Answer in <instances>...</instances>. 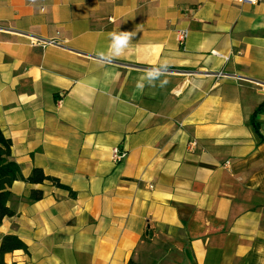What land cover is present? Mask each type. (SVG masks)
<instances>
[{
    "label": "crops",
    "instance_id": "0c3cea01",
    "mask_svg": "<svg viewBox=\"0 0 264 264\" xmlns=\"http://www.w3.org/2000/svg\"><path fill=\"white\" fill-rule=\"evenodd\" d=\"M262 101L264 0H0V130L68 187L12 183L3 264H264Z\"/></svg>",
    "mask_w": 264,
    "mask_h": 264
},
{
    "label": "trees",
    "instance_id": "16d2710c",
    "mask_svg": "<svg viewBox=\"0 0 264 264\" xmlns=\"http://www.w3.org/2000/svg\"><path fill=\"white\" fill-rule=\"evenodd\" d=\"M264 110V101L256 107L250 117V124L253 127L258 139L264 142V134L260 132L257 115ZM16 180H24L30 183H42L49 180L55 185L63 188L67 186L60 184L59 181L51 176L45 175L40 169L34 168L31 174L24 177L21 173L20 166L11 157V141L7 139L0 130V223L5 217H10L14 211L8 206L11 191L10 187ZM40 197V194L34 199ZM16 249H23L26 251V245L13 234H6L0 241V264H3L2 256L4 253L12 252Z\"/></svg>",
    "mask_w": 264,
    "mask_h": 264
},
{
    "label": "clouds",
    "instance_id": "9594fccd",
    "mask_svg": "<svg viewBox=\"0 0 264 264\" xmlns=\"http://www.w3.org/2000/svg\"><path fill=\"white\" fill-rule=\"evenodd\" d=\"M110 39L111 43L108 53L102 54L105 59H114L119 57L129 46L132 36L127 31L113 32L110 34ZM168 70L169 67L166 61L161 63L159 66L146 69L144 75L137 81V88L143 90L146 84L147 86L155 87L157 86V83L160 87H164L168 81L166 79L162 80L161 77H163Z\"/></svg>",
    "mask_w": 264,
    "mask_h": 264
},
{
    "label": "built area",
    "instance_id": "2783aa9c",
    "mask_svg": "<svg viewBox=\"0 0 264 264\" xmlns=\"http://www.w3.org/2000/svg\"><path fill=\"white\" fill-rule=\"evenodd\" d=\"M261 1L262 0H233V2H235L237 4L246 3V4H250V5L258 4ZM177 34H178L177 38H178L179 44H183L185 39H186V37H187L188 32L186 30H181V31H178ZM31 43L34 44V45L44 46L45 44H55L56 42H55V40L32 39ZM226 59H227V57H226ZM59 103H60V101H59ZM196 145H197V142L195 140H190L187 143L188 151L192 152L195 149ZM125 157H126V151L124 149H120L117 146H114V147L111 148V150H110V158H111L112 162L119 163Z\"/></svg>",
    "mask_w": 264,
    "mask_h": 264
}]
</instances>
